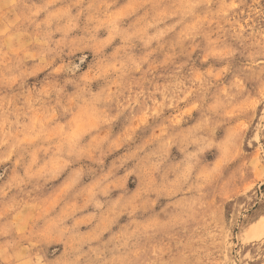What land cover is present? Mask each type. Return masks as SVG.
I'll return each instance as SVG.
<instances>
[{
    "label": "rangeland",
    "instance_id": "374dc122",
    "mask_svg": "<svg viewBox=\"0 0 264 264\" xmlns=\"http://www.w3.org/2000/svg\"><path fill=\"white\" fill-rule=\"evenodd\" d=\"M0 264H264V0H0Z\"/></svg>",
    "mask_w": 264,
    "mask_h": 264
}]
</instances>
